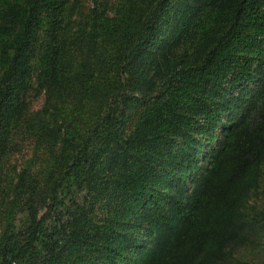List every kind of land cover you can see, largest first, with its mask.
<instances>
[{
  "label": "trees",
  "instance_id": "16d2710c",
  "mask_svg": "<svg viewBox=\"0 0 264 264\" xmlns=\"http://www.w3.org/2000/svg\"><path fill=\"white\" fill-rule=\"evenodd\" d=\"M75 2L0 0V264H217L263 184L264 0Z\"/></svg>",
  "mask_w": 264,
  "mask_h": 264
},
{
  "label": "rangeland",
  "instance_id": "374dc122",
  "mask_svg": "<svg viewBox=\"0 0 264 264\" xmlns=\"http://www.w3.org/2000/svg\"><path fill=\"white\" fill-rule=\"evenodd\" d=\"M75 1L76 2L73 5L77 6V9L88 11L93 6L95 0ZM109 1L116 2L117 0ZM258 85L259 79L255 77L254 80L246 84V88L250 93H253L257 89ZM239 92L240 90L236 93ZM34 101L37 102V99L34 98ZM87 113H89V111ZM241 116L242 114L238 115L235 113L223 115L222 122L216 132V139L213 141L207 139L201 145V151L203 153L200 156L194 175H199L209 166L210 163L205 159L208 152H210L213 146L216 147L223 141L227 130L231 128L235 120ZM191 188L192 178H189L187 181V191L189 192ZM126 211L127 209H121L119 211V219L130 222L128 226L139 239V246L141 248L144 250L150 248L157 238V232L150 230L148 226L144 225L147 221L139 209H133V211L129 213ZM262 212H264V175L261 190H259L257 194L248 198L247 205L244 208L247 220L245 234L249 237L248 241L231 245L228 249L226 257L220 260L217 264H264V218L261 215ZM128 246H130V244ZM136 254L137 251L129 252L124 255L123 258H119L115 264H130L132 258L136 256Z\"/></svg>",
  "mask_w": 264,
  "mask_h": 264
}]
</instances>
